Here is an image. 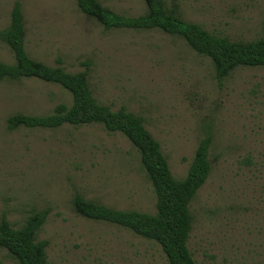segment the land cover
Wrapping results in <instances>:
<instances>
[{
	"label": "rangeland",
	"instance_id": "rangeland-1",
	"mask_svg": "<svg viewBox=\"0 0 264 264\" xmlns=\"http://www.w3.org/2000/svg\"><path fill=\"white\" fill-rule=\"evenodd\" d=\"M20 2L29 57L86 71L95 100L143 119L170 172L183 179L209 133L211 171L189 210L195 264H264V68H238L218 82L208 58L160 30L105 31L75 0H0V30ZM124 17L143 0H97ZM166 9L234 42L264 37V0H163ZM0 62L13 64L0 42ZM71 95L35 78L0 81V220L19 229L46 211L37 241L47 264H168L160 247L129 230L78 215L72 199L154 214L156 197L137 150L102 125L18 127L16 115L46 116ZM0 264H18L0 250Z\"/></svg>",
	"mask_w": 264,
	"mask_h": 264
},
{
	"label": "trees",
	"instance_id": "trees-1",
	"mask_svg": "<svg viewBox=\"0 0 264 264\" xmlns=\"http://www.w3.org/2000/svg\"><path fill=\"white\" fill-rule=\"evenodd\" d=\"M146 12L138 17H124L103 7L97 0H75L81 13L95 20L105 31L114 29L160 30L182 39L199 56L208 58L215 78L222 82L238 68H264V37L251 42H234L209 33L201 26L182 20L168 10L163 0H143ZM0 42L6 44L13 64L0 62V81L35 78L56 84L72 98L70 105L59 103L46 116L16 115L7 120L8 130L18 127L57 129L64 125L80 127L102 125L109 133H120L137 150L140 165L156 197V211H120L85 201L76 195L74 211L83 218L122 227L135 236L157 244L168 264H195L187 247L193 218L189 207L211 171L209 133L199 142L186 176L176 180L160 145L146 131L143 119L124 109L117 111L99 104L90 90L86 71L72 74L62 67H50L33 60L25 49V30L20 2L13 4L10 22L0 30ZM47 216L46 211L32 212L24 224L13 228L0 220V250H6L18 264H47V241L36 235Z\"/></svg>",
	"mask_w": 264,
	"mask_h": 264
}]
</instances>
